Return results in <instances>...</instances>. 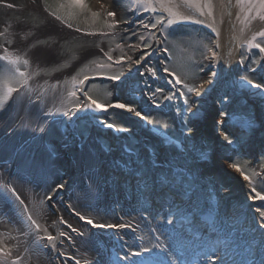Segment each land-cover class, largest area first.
Listing matches in <instances>:
<instances>
[{
    "label": "rangeland",
    "instance_id": "1",
    "mask_svg": "<svg viewBox=\"0 0 264 264\" xmlns=\"http://www.w3.org/2000/svg\"><path fill=\"white\" fill-rule=\"evenodd\" d=\"M95 1L85 0V7L81 10L79 7H69L66 0H30L31 4L44 8V11H40L31 9L26 0H0V32H5L4 36H0V55H3V50L7 47L10 52L30 60V67L20 65L22 71L34 73L37 67L42 69L40 75H33L29 80L28 87L31 86L30 82H33L35 90L33 97L37 96L36 98H28L27 101H24L23 93L27 89L19 88L0 109V188L10 185L7 191L12 194L11 189L16 188L15 186L19 182L21 185L29 186L36 183L37 180H42L44 184V186L32 189L36 192V197L31 200L34 203L32 206L21 205L19 200L13 204L14 198L5 199V194H3L10 208L21 212L25 216L26 224H30V221L27 220L29 213L33 219H37L35 216L36 205L46 207L45 210L49 212L56 208L53 215L60 214L59 220L70 222L75 227L65 208V205H68L81 215L85 213L84 216L91 219L95 225H105L104 228H106L107 225H115V222L112 216L108 215V217L101 210L102 195H99V190L96 187L99 183L102 186L104 177L99 171V166L111 164L112 172L106 178L107 181L114 184L118 183L120 177H125L124 180L128 185L129 176L137 169L141 172L142 177L148 175L151 179L156 180L155 171L152 172L150 168L145 167L141 169L143 160L140 157L146 158L148 153L142 150L143 148H141V152L133 149L120 151L113 161L109 159L108 163H103V158L108 155L107 152L119 150L117 138L121 135H125L124 138L131 147L133 146L132 135L138 126L131 121V118L136 115L125 109L109 107L107 111H112V108L117 111L104 117L102 115L106 111L96 110L88 97L105 105L119 102L133 106L141 112L142 117H146V119L138 117L142 122L141 125L148 128V131L142 132L146 135L144 139L154 137L160 138L162 142L154 139L149 140L150 142L146 144L158 151L154 155H149L151 161L152 159L158 160L160 146H165L164 143L171 144V147H167L163 153L164 155L170 153L168 163L171 168L159 170L155 174L167 175L160 179L166 183L167 187L165 186L163 195L165 194L166 196H164L169 198V203L177 205L174 198L177 195L173 194L176 185L184 186V191H191L194 183L200 184L207 181L209 187L207 191L210 194L206 198L208 201L210 200L209 205L215 211L214 206L222 188L207 173V166L213 164V159L220 161L225 169L229 164H238L242 171H237L232 167L233 171H237L242 176L252 177V186L264 194V139L260 140L256 134L258 130H264V91L247 86L243 80V77L247 76L257 83H264V52L255 48L249 50L247 46V41L254 34L264 31V21L256 18L250 19L246 23L242 22L245 13L241 10L237 0H212L211 16L201 17L198 13H194L195 18L203 20V23L183 21L169 26L167 30H164L163 26H158L157 29H144L140 26V21L150 23L153 14L134 13L129 10L127 5L130 0H110V6L104 9L100 8L99 4L95 5ZM201 2L204 3L206 0H201ZM62 4L65 6L61 7ZM8 5H12V7H8ZM106 11L117 13L115 19L120 21L117 28L106 27V22L112 20L106 16ZM181 11L183 10L181 9ZM93 12L100 15L94 17ZM218 12L223 13L226 17L225 19L221 18L225 20L226 26L233 24L239 27L242 38L246 34L239 45L236 62L231 75H229L230 78H221L220 76L222 73L219 66L220 44L221 41L222 43L224 41L223 37H219L207 25L216 21ZM48 15L54 18L61 17L60 22H69L72 25L71 29L75 32L62 31L58 23L56 26L51 24V27L47 28ZM156 15H160V13H156ZM124 21H129V23L126 24ZM66 26L68 27V25ZM253 27L257 28L253 30ZM6 29L7 31H5ZM76 29H80V31ZM89 32H96L97 35H88ZM100 32H109L110 35L101 36ZM133 32L137 35H132ZM150 33L155 34V39L150 37ZM139 35L148 37L143 43L151 44L152 47L142 50L150 52L151 55L137 65L133 61L142 55V51L130 48L129 45H141L142 42L138 39ZM257 42L264 45V38L257 37ZM117 45L122 47H117ZM209 49L217 53L216 59H209L211 56ZM39 50L42 53L47 52L52 61L37 65L34 61V54ZM104 53L111 55L112 60L109 61ZM122 56L125 58L124 61L119 64L115 63ZM127 57H131V60H128ZM241 60L243 63H240ZM97 64H104L106 67L98 68ZM145 66L148 71L142 70V67ZM152 68L156 70L155 77L149 71ZM164 68H167L168 72H165ZM252 68L256 70L250 71L249 69ZM120 72H123L124 75L119 81L114 82L108 78L118 75ZM212 72L216 73L214 77L211 75ZM85 75L89 76V79L83 85L77 84L74 88L73 79L79 81ZM44 78L46 80L42 82L41 80ZM177 78L183 81V88L180 87V83H175ZM149 79L152 80V84H149ZM98 80L108 82L101 83ZM165 84L170 85L167 87ZM185 85L197 87L200 95L189 93ZM14 86L19 87L18 85ZM46 86L49 89H62V92L59 94L49 91L45 93ZM234 87L248 96L234 92ZM158 88L162 91L156 92ZM73 91L76 92L75 96L70 94ZM168 96L172 98L167 99ZM185 100H187V104ZM24 103L27 105L25 115L27 120L24 119V128H33L34 125L38 127L37 132L33 128V132L28 133L27 137L15 134L17 129L21 131L19 127L21 122H18L16 115ZM222 113H227V115H222ZM98 114L101 115L100 119L95 118ZM126 114H130V118H127L129 115L126 116ZM123 116L126 118H122ZM90 117L95 124H100V128L95 125L96 128L91 130L93 124L89 122ZM15 120L18 125L14 123ZM219 121H223V123H219ZM108 123L116 127L108 128L105 126ZM103 125L104 133L101 132ZM202 125L205 126H203L204 131L200 129ZM117 128H123L126 131H118ZM91 132L95 133L99 141L101 139L102 145H93L89 141L90 144L86 148L88 158L82 164L78 163L74 169L75 172L68 173L69 160L67 162V157L75 156V153H78L79 147H76V144L80 145L79 139L88 140L87 137L91 136ZM195 134L205 137L199 138L201 142L198 147L199 157L197 160L196 153L191 150L194 143L190 138L196 136ZM225 135L233 141L232 144L227 143L224 139ZM260 136H264V134ZM90 139L93 141L92 137ZM255 139L259 142L260 147L255 145ZM225 143L228 146H225ZM81 146H87L86 142ZM17 153L18 163L11 164ZM145 162L149 163L148 160ZM98 164L99 166H97ZM5 170L6 172L10 170L13 174L7 177ZM256 173L260 175H255ZM61 184H63L62 188L59 187ZM141 184L145 186L143 178ZM141 184H137L140 189ZM152 184L154 185V183ZM91 185H94L93 190H91ZM147 186L149 187V185ZM147 193H149L147 190H141L142 196L145 197ZM252 195L254 196L253 193ZM84 198L89 200V206L85 203L82 204L81 201ZM161 198L164 197L161 196ZM51 200L53 201L48 203ZM25 205L28 207L27 211L24 210ZM261 211H264V207L261 208ZM10 213L8 209L0 208V247L7 245L12 249L13 254L14 252L19 254L21 252L17 250L20 249L21 243H14L17 240L13 237L15 232L20 231V228L16 225L15 220H12ZM142 213L141 210V217ZM229 215L233 216V214ZM170 218H172L171 215ZM132 220L138 223L146 221L144 219L140 222V219L135 217H132ZM37 223L40 224L39 221ZM223 223L226 226L229 225L228 227L231 229L235 228L231 218L223 219ZM40 225L39 232L31 233L34 234L31 243L35 246L34 253L39 251L43 254L41 248L49 243L46 239L47 235L53 234L52 236L56 237V232L51 233L44 225ZM57 228L60 229V227ZM99 228L102 229V227ZM220 229L223 231L222 227ZM148 231L146 229L143 234V247L147 249L151 244ZM62 232L64 231L62 230ZM65 232L67 233L66 229ZM249 235L251 243L247 245L253 248L257 246L256 250L261 249L260 255L262 254L264 257V239L261 240L260 237L254 236L251 231H245L243 239ZM223 236L228 239L234 235L224 231ZM57 241L55 240V242ZM252 242L255 245H252ZM64 244L69 248L67 243ZM228 245L230 244L226 243L223 247ZM133 246L136 247L137 244L133 243ZM181 252H178L179 257H182ZM219 252L220 250L213 252L212 260H217ZM251 252L250 248V252L243 253V262L240 264H257V260H255L257 258ZM260 255L258 264H261ZM76 256L75 258H81L79 255ZM38 260L37 258L36 261Z\"/></svg>",
    "mask_w": 264,
    "mask_h": 264
},
{
    "label": "bare ground",
    "instance_id": "2",
    "mask_svg": "<svg viewBox=\"0 0 264 264\" xmlns=\"http://www.w3.org/2000/svg\"><path fill=\"white\" fill-rule=\"evenodd\" d=\"M28 3V6L31 9L34 10H40V11H44V8H41V6H35L33 4L30 3V0H26ZM111 1L110 0H96L94 2V4H99V7L104 9L105 7L110 6ZM112 7V5H111ZM183 12L188 14H192L194 15V13L191 12V10L186 9V8H182ZM49 16V15H48ZM216 21H214L213 23H208L207 25H211V27H209L211 30H213L214 33H218L219 37H223V43L221 41L220 44V49H221V58L219 60V66L220 69L222 70L221 73V78L222 77H229V75H231V71L233 66L235 65L236 62V58H237V53H238V48L239 45L241 43V41L243 40L244 37H246V34L243 35L239 33V27H237L236 25H229L226 26L225 24V19L226 17L224 16L223 13L218 12L216 15ZM222 18V19H221ZM49 22V23H48ZM48 25L46 26L47 28L51 27L52 25H55L58 23V26L60 24V29L62 31L66 30V33H74L75 31H73L71 28H68L66 25H63L58 19L49 16L48 20H47ZM208 28V27H207ZM257 27H253L252 29L255 30ZM215 30V31H214ZM251 34V33H248ZM35 63L37 65H40L41 63H49L52 61L51 58H49L47 55V52H43L39 50V52L37 51L35 54ZM46 79L44 78L43 80H41L42 82H44ZM232 83V81H231ZM50 84V83H49ZM30 89L31 91L26 90L23 93L24 96V101H27L28 98H36L35 96L33 97V94L35 92L34 87H33V82H30ZM49 86V85H47ZM46 86V87H47ZM51 86V85H50ZM36 89V88H35ZM234 92L240 93L245 95L246 97L248 96V94H245L244 92L241 93L240 91H238V89L236 87L233 88ZM51 92L54 94H59L62 92V89H57L56 88H52L49 89V87H47V89L45 90V93L47 92ZM26 103L21 105V108L19 110V112L16 115V118L18 119V122H21L20 124V128L21 131H19L18 129L15 131L16 135H23V137H27V135H29L28 133H32L33 128L34 131L37 132L38 131V127L36 125H34L33 128L28 127V128H24L25 126V122L24 119L27 120L26 115ZM18 122L15 120V124L18 125ZM37 124V123H36ZM204 125H202L201 127H203ZM205 127V126H204ZM242 131V130H240ZM76 147H80L81 148V153H83L84 155H87L86 153V148L88 146H81V140H80V145L76 144ZM252 147V146H251ZM168 155V153H167ZM70 157V156H69ZM167 161L168 158H166ZM164 161V159H160L159 163H162ZM213 164L212 165H208V169H207V173L208 175L212 176L217 185L222 188L221 192L218 193V198H217V203L214 206L215 211H210L211 213H214V215H216V217L214 219H219L220 215L224 214H233L234 217L236 218H246L245 221L247 220V224H248V228H250L249 231L252 232V234H254V236H258L261 238V240L264 239V228H261L259 225L261 223H263V221H261V217L259 215V213L257 212V209H255V211L253 210V203H254V199H252L253 195L251 194V192L246 191L248 190V186L247 184L245 186H243L246 182V180L244 179V175H240L237 171H233L231 164L228 165V168H224L221 165L220 161H214V159L212 160ZM4 170V169H2ZM111 172V170H110ZM6 176L9 177L13 174L12 171L10 170H5ZM206 173V174H207ZM209 177V176H208ZM14 178V177H13ZM151 178H148L145 183H143L145 186L143 187H147L148 184H150L152 181ZM157 183H161L159 181L156 180V185H158ZM147 184V185H146ZM156 185H151L152 187H156ZM1 186V185H0ZM44 186L42 180H37L36 183H34L33 185H24V184H20L17 183L16 184V194H18L20 196V199L24 201V204L26 205H30L32 206L34 203H32L35 197H36V192L33 191L32 189L34 187H41ZM91 190H93L94 185H91ZM12 188V187H11ZM28 190H27V189ZM98 190V186L96 187ZM175 188L173 192H175L176 189ZM3 191H4V187H2ZM13 189V188H12ZM35 194V195H34ZM155 194H160L162 195V193L160 191H156ZM184 194H177V196H174L177 204L178 203H184V199H183ZM14 198V203L15 204L17 201L16 196L13 197ZM102 201V200H101ZM82 204L85 203L86 205L88 204L89 206V200L86 198H84L82 201ZM175 202V201H174ZM175 202V203H176ZM38 203V202H37ZM102 204V203H101ZM170 205H173V203H169ZM187 208H189V211L187 214H192L195 209L190 206L188 203H185ZM200 205V202H197L196 204H194L193 206L196 207ZM37 209V213L35 214L36 216V221H39L40 224L44 225L48 230L51 231V233H54V228H53V222L56 218L55 215H53V213L56 211V208L52 209L51 212L45 210L44 206L41 207L40 205H36L35 206ZM251 207V208H250ZM0 208L2 209H8L11 213H10V217L12 218V220H15V223L17 226H19L20 231L17 233L15 232V235L13 237V239H16L17 241L14 242L16 244L21 243L20 249L17 250L21 253L17 254L14 252L13 254V259H15L16 256H19L21 259L19 261V264H52L53 262H55V264H61L63 262V260L65 258H67L68 256H72V255H80L83 259L82 260H91L94 261L93 264H106V262L108 260L109 263L107 264H115L114 260L110 258V254L106 253L105 250H107L105 241L102 240L100 237H98V241H96L94 239V237H92L90 235L94 234V231H86V229H88L86 226L84 227H80L79 225L81 224L80 220H75V219H71L72 222H74L77 225V231L76 232H71L70 234H67L65 236H61L59 235L58 240L60 241L62 239V242L67 243L70 239H72L73 241H75L77 243L76 247L77 250L75 252H71L66 246L62 249L59 246L56 245L52 257L53 259H50V257H48L46 254H42L39 251H37L36 253H34V245H32L31 240L34 238V234L31 233H37L39 231H37L35 229V226L33 225L31 228L28 227L29 224H26L27 222L25 221V216L22 215L21 212L18 211H14L12 208H10V206L7 204V202L5 201L4 197H3V193L2 190L0 188ZM28 208V207H27ZM248 208L252 209V213L250 212L249 215H247V211ZM25 209V206H24ZM18 212V213H17ZM20 213V215H18ZM84 215H86L85 213H82ZM209 216V215H208ZM229 216V215H228ZM203 217V216H201ZM166 222H168L169 220L171 221H177V223L180 221V218H169L166 217ZM199 220V219H198ZM205 221H203L202 223L199 224V226H202V224H207L206 222H211L212 218L209 217V219H204ZM30 223V222H29ZM79 224V225H78ZM184 227H189V225L187 226H182V227H174L171 228L169 226H167V230H172V232H174L177 236L183 238L185 241L187 242H192L193 245V241L191 238V236H193L191 233H187L186 231H183L182 229ZM189 230V229H188ZM27 233V235L25 234ZM82 233V234H81ZM53 235V234H52ZM56 235V238L57 236ZM174 236L172 237L168 244L171 245L173 242H175L178 237ZM70 237V239H69ZM12 239V240H13ZM203 240H206V237H203ZM253 240V239H252ZM200 240L198 239L197 244H200ZM52 249V248H51ZM157 252V256L155 258H148L147 260L149 262H147V264H164V262L157 260L158 258H160L162 256V251L160 249L156 250ZM106 253V256H105ZM101 255H104L103 258ZM184 255V252H183ZM186 256V257H184ZM183 256V258H189L192 257L191 254L186 253ZM39 259L38 261H36V259ZM182 258V257H181ZM183 260V259H182ZM73 259H69L68 263L69 264H73ZM146 264V262L144 263Z\"/></svg>",
    "mask_w": 264,
    "mask_h": 264
},
{
    "label": "snow or ice",
    "instance_id": "3",
    "mask_svg": "<svg viewBox=\"0 0 264 264\" xmlns=\"http://www.w3.org/2000/svg\"><path fill=\"white\" fill-rule=\"evenodd\" d=\"M69 7H79L81 10L85 7V0H66ZM237 3L240 5L241 10L245 13L243 21L242 22H248L250 19H260L264 21V0H237ZM65 5H61V7H64ZM128 9L133 11L134 13L139 12H146L153 14L151 17L150 23H145L143 20L140 21V26L144 29H157L158 26H163L164 30H167L169 26H172L174 24H177L179 22L183 21H192L194 23H203V20L196 19L194 15L188 14L185 15L183 11H181L182 8H186L191 10L192 13H198L199 16L203 17L205 15L211 16L212 15V0H206V2L202 3L201 0H130L128 3ZM8 7H12V5H8ZM156 13H160V15H156ZM254 13V15H253ZM166 14V15H164ZM55 15V13H53ZM92 15L94 17H98L100 14L97 12H93ZM117 13L115 11H106V16L109 18H112L111 22H106V27L109 29H115L119 26L120 21L116 20ZM56 19H61V17L56 16ZM124 23H129V21H124ZM68 27H72L71 24H68ZM211 27V25H209ZM77 31H80V29H76ZM7 31V29L5 30ZM127 31V29H125ZM215 31V30H214ZM88 35L95 36L97 35L96 32H89ZM5 32H0V36H4ZM99 35L101 36H108L110 35L109 32H100ZM132 35H137V33L133 32ZM218 35V33H217ZM150 37L155 39V34L150 33ZM257 37L264 38V31H259L258 33L254 34L250 40L247 41V46L249 50L255 48L259 49L260 52H264V45L257 42ZM138 39L142 42L141 45H129L130 48H133L135 50H146L152 47L151 44L143 43L148 37H145L143 35H139ZM117 47H122L121 45H117ZM207 47V45H205ZM217 47L219 45L217 44ZM103 51V49H101ZM167 51V49H165ZM211 52V56L209 59H216L217 53L215 51ZM104 55L107 57L109 61L112 60V56L108 53H104ZM151 53L147 51H142V55L133 61V63L139 65L142 61H144L148 56H150ZM124 57H120L115 61V63L119 64L124 61ZM128 60H131V57H127ZM0 109L3 108L4 104L12 97L13 93L17 92L19 88H25L28 91H31V89L28 87L29 80L32 78L33 75H40L42 72V69L37 67V70L34 73H29L26 71H22L20 65H24L26 67L31 66V62L29 59L25 58L22 55L15 54L13 52H10L7 47L3 50V55H0ZM240 63H243V60L240 61ZM110 66V65H107ZM98 68H104L106 65L104 64H97ZM165 72H168L167 68L163 69ZM250 71H255V68L249 69ZM151 72V75L153 77L156 76V70L154 68L149 69ZM172 75H175L174 73H171ZM124 75L123 72H120L118 75L110 76L109 79L113 81H119L121 77ZM211 75L214 77L216 75L215 72H212ZM89 79V76L85 75L83 79L76 81L75 78L73 79V87L75 88L77 84L83 85L85 81ZM244 82L247 86L264 91V83H257L253 80H250L247 76L243 77ZM175 83H180V80L177 78ZM208 83H211V81H208ZM14 85H18L19 87H16ZM189 93H195L196 95H200L199 89L197 87H190L188 85H185ZM162 89H156V92H161ZM72 96L76 95V92L73 91L70 93ZM87 95V93H85ZM155 95V93H153ZM167 99H171V96L166 97ZM88 99L91 101V105L99 111H107L109 107H115L120 109H125L127 112H133L137 117H141L142 119H146V117L141 116V112L137 111L135 107L126 105L124 103H115V104H109L105 105L100 102H98L95 99H92L91 97H88ZM185 103L187 104V100H185ZM67 114V113H66ZM222 115H227V113H222ZM219 123H223V121H219ZM108 128H114L116 127L113 124H106L105 125ZM118 131H126V129L123 128H117ZM224 139L227 141L228 144H232L233 141L225 135ZM234 169L237 171H242L240 166L238 164L233 163L231 165ZM255 175H260L259 173H256ZM244 179L249 181V184H253L252 177L248 175H244ZM4 189H9L10 185H4ZM59 187H63V184L59 185ZM11 192L13 195L16 196V199L20 201V204L23 205L24 201L20 199V196L16 194L15 189H11ZM251 192L254 193V196L252 199H260L264 200V194H262L261 191H257L255 186L251 187ZM5 199H7V195L5 193ZM51 199V197H49ZM25 211H27V206L25 205ZM257 212L259 213L262 220H264V211H261L260 209H257ZM78 216L79 213H76ZM82 220L85 219V217H80ZM27 220L30 221V224L28 225L29 228H31L33 225L35 226V229L39 231L41 229V225L37 223L35 219L32 218L31 213L28 214ZM88 224H93V221L91 219L87 220ZM168 223H171V220L168 221ZM96 227H104L105 225H95ZM108 227L115 228L117 225H107ZM261 228H264V223H261L259 225ZM69 228L72 229L73 232H76L77 229L72 228V226L69 224ZM119 227H125V225H119ZM46 231V229H44ZM27 235V233H25ZM82 234V233H81ZM61 236L67 235L64 232L60 233ZM46 239L48 240L49 244L53 249H55V240L56 237L52 236L51 234H48ZM70 239V237H69ZM142 239V238H141ZM159 239V237H157ZM157 248H161L162 251H165L166 249L162 245H154ZM143 251H149V249L144 248ZM132 255L138 256L141 255V252H133ZM20 257L16 256L15 259H13V251L11 248H9L7 245L0 247V264H19ZM123 259H128L127 256H124ZM76 264H80V261L77 260ZM85 264H88L87 261H85ZM261 264H264V260L261 261Z\"/></svg>",
    "mask_w": 264,
    "mask_h": 264
},
{
    "label": "flooded vegetation",
    "instance_id": "4",
    "mask_svg": "<svg viewBox=\"0 0 264 264\" xmlns=\"http://www.w3.org/2000/svg\"><path fill=\"white\" fill-rule=\"evenodd\" d=\"M63 25H68L69 24V22H64V21H62L61 22ZM154 60H155V58H153ZM157 60V59H156ZM156 63V62H155ZM142 70L143 71H148V68L145 66V67H142ZM142 73V72H141ZM252 73V72H251ZM150 81H149V84H152V80L151 79H149ZM115 82V81H114ZM157 84V82L155 83V85ZM170 84H172V83H170ZM170 84H165V86H169ZM182 86V88L184 87V85H183V81H180V87ZM223 101H224V98H223ZM177 112V111H176ZM105 115H108V114H103L102 116H104L105 117ZM178 115V114H177ZM95 116V115H94ZM100 117H101V115L100 114H98V115H96L95 116V118H98V119H100ZM122 118H124V116L122 117ZM177 119H178V117H177ZM176 119V120H177ZM89 120H93L91 117L89 118ZM200 128V127H199ZM139 129V127H137L135 130H138ZM260 132V133H259ZM261 134H264V130H258V133H257V136L259 137V139L260 140H262V139H264V136H260ZM140 138V136H138V139ZM80 140H81V143L82 142H86V144H88V143H90L89 141H90V138L88 139V140H85V138H80L79 139V142H80ZM255 145H257V146H259L258 145V141L255 139ZM94 142H95V139H94ZM98 144H101L102 145V143H101V141H98ZM260 147V146H259ZM106 149V148H105ZM77 154L75 153V156H72V158H76V159H79V158H81V157H83L84 156V154L83 153H81V148L79 147L78 149H77ZM114 159H111L110 161H113ZM235 257H237V258H241V255L239 254V253H237V252H235V255H234Z\"/></svg>",
    "mask_w": 264,
    "mask_h": 264
}]
</instances>
